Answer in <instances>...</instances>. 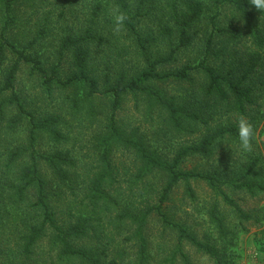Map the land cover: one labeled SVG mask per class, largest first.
Returning <instances> with one entry per match:
<instances>
[{
	"label": "trees",
	"instance_id": "trees-1",
	"mask_svg": "<svg viewBox=\"0 0 264 264\" xmlns=\"http://www.w3.org/2000/svg\"><path fill=\"white\" fill-rule=\"evenodd\" d=\"M73 1L46 3L52 8L44 13L42 25L33 38L19 48L5 34L16 23L12 17L13 5L17 2L33 4L37 0H0L4 16L0 30V66L9 55L12 57L0 86V96H3L0 100V122L5 118L6 109L15 107L17 113L8 126H4L5 129H13L24 119L30 125L28 145L6 152V166H14L17 159L29 152L30 163L22 167L18 175V182L24 180L25 183L17 191L21 194L30 185L36 187L31 211L40 212V222L28 229L16 249L3 248L0 251V264H148L144 228L152 212H157L164 225L176 232L177 246L171 256L178 253L184 264H190L182 251L186 242L211 259L213 264H234L231 248L236 235L247 232L248 223L257 224L264 218L261 216L264 211H245L223 190V187L231 188L251 196L264 192V183L257 173L263 157L255 135L251 151L244 153L239 149L237 135L241 118H246L253 125L256 134L264 117V15L250 5L249 0H88L91 2L86 5L89 19L77 28L73 22L79 9H74ZM113 8L127 16L124 27L119 31L110 15ZM67 9L70 15H74L70 24L68 19L65 20ZM51 17L57 26L60 25V37L57 62L47 67L46 61L33 49L47 34L48 25L52 24ZM123 40H129V43L125 45ZM190 48L193 51L197 48L193 61L182 59ZM130 53H134V57ZM180 54L179 67L163 70L164 66L177 63ZM65 62L71 71L63 77L60 66ZM21 64L29 65L30 74L41 80L47 94L55 89L72 90L73 95L78 96V99H73L74 108L99 98L110 102L108 126L99 135L96 147L98 166L92 179L82 184L83 197L75 206L79 211H74V205L64 194L69 190L74 197L73 202L76 201V186L81 185L70 177L69 167L73 166L70 153L56 151L37 155L35 152L38 132H46L56 143L64 141L65 136L56 129L60 122L58 117L36 120L15 93L14 81ZM170 79L186 86L185 97L179 105L167 100L152 85ZM5 94L9 96L4 97ZM129 95L156 101L167 111L172 125L181 131L187 123L201 125L204 131L197 142L182 146L174 159L168 162L144 136L136 131L127 133L117 125L116 112ZM89 111L93 112V109ZM234 142V152L240 150L239 153L244 154L235 160L233 154L226 152ZM118 146L134 156L136 183L156 171L166 176V184L156 205L141 207L142 202L137 206L133 203L130 204L133 207L128 209V205L120 207L118 197L111 195L110 190L118 181L113 176L115 168L110 156ZM188 156L211 161L219 158L221 161L216 162L217 168L213 171H187L180 165ZM39 158L48 164L54 175L52 184L41 177L37 166ZM192 179L205 182L220 198H215L207 211L216 231L214 237H198L184 223L170 220L163 211V204L180 181L185 183L188 195L195 197L190 187ZM220 201L236 217L235 225H230L225 213L219 209ZM81 205H89L93 213L107 212L115 207L117 221L135 225V230L123 236L122 245L112 244L114 241L108 239L96 249L84 247L79 242L89 233L99 234L94 227L100 224V219L96 218L93 223H97L92 226L90 217L83 216ZM47 231L50 232L51 251L55 250V253L38 256L35 246ZM133 242L135 257L125 263L127 246Z\"/></svg>",
	"mask_w": 264,
	"mask_h": 264
},
{
	"label": "rangeland",
	"instance_id": "rangeland-1",
	"mask_svg": "<svg viewBox=\"0 0 264 264\" xmlns=\"http://www.w3.org/2000/svg\"><path fill=\"white\" fill-rule=\"evenodd\" d=\"M46 3L53 4V0H48V2L47 0H41V2L37 0L33 4H30V2H17L13 5L12 17L16 20V23L10 29L8 28L5 34L19 48L30 41L42 25L44 13L52 8ZM73 3L75 4L74 9H79V13L74 18V15H70L67 9L65 20L68 19L70 24L71 17H73L75 27H82V22L89 19L86 5L91 2H88V0H74ZM2 13L0 6V30L4 21ZM51 19L52 24L48 25L47 34H44L38 40L33 49V52H37L46 61L47 67L55 65L57 62L56 52L60 37V25L57 26L54 22L55 19L52 17ZM123 43L127 45L129 40H123ZM196 51L197 48L194 51L191 48L188 49L187 52L189 53L182 56V59L193 61ZM134 55V53H130L131 57H134ZM11 61L12 57L9 55L5 63L0 66V86L4 78V71L11 65ZM180 65L181 54L177 63L173 66H164L163 70H169ZM70 71L67 62L60 66V73L63 77L67 76ZM152 85L174 104L179 105L183 102L186 86H181L180 82L170 79ZM14 90L23 106L27 111L34 114L36 120L49 116L59 118L60 122L56 129L61 131L65 136V140L56 143L51 140L46 132L41 131L37 133L34 147L37 155H48L56 151H68L70 153L73 162V166L69 167L70 177L81 185L75 187V194L78 197L76 201L73 202L74 197L70 195L69 190L64 191V194L75 207L78 204L77 201L83 197L84 185L82 184L88 183L92 179L98 166L99 152L96 147L99 135L108 126L110 102L99 98L93 102L81 103L74 108L72 102L73 99H78V96L75 97L72 90L55 89L47 94L41 85V80L37 76L31 75L29 65L25 64L20 65L14 81ZM8 96V94H5L4 97ZM71 96L73 97L72 100L69 99ZM2 98L3 96H0V100ZM91 108L93 112L89 111ZM16 113L15 107L7 108L5 118L0 122V251L3 248L16 249L22 241V236L29 232L28 229L40 222V218H38L40 212L33 213L31 211V204L36 198V187L30 185L21 194L17 191L18 187L23 186L25 183L24 180L18 182V177H20L18 175H20L22 167L30 163L29 152L24 153L22 157L17 159L14 166H11V164L6 166L8 160L6 152L13 150L15 147L27 146L29 143L30 125L27 119L22 120L13 129H5ZM115 120L117 125L127 133L136 131L137 134L144 136L162 159L168 162L174 159L182 146L197 142L204 131L203 126L194 123L185 124L181 131V128L178 129L172 125L167 111L161 108L156 101H148L143 96L137 95H129L124 99L121 108L116 112ZM255 141L263 157V164L260 165L257 173L259 174V180L264 183V117L255 134ZM233 144L236 143H232L231 148L226 152L233 154L235 160L238 156H243L245 151L239 153L240 150H238L235 151L238 155L235 154ZM110 161L115 168L114 179L118 181V184L114 185L110 193L118 197L121 203L120 207L125 208L128 205V209H130L133 207L130 204L133 203L134 206H137L142 202L141 207L158 203L162 189L166 184L164 173L153 172L143 177L141 182L136 183L137 164L134 156L119 146L113 149ZM220 161L219 158L211 161L201 159V157L188 156L180 165V168L194 172L213 171L217 168L216 162ZM37 163L41 177L52 184L54 175L48 164L40 158ZM190 187L193 190L194 198L188 195L185 183L178 182L170 192L169 199L163 204L164 213L170 220L176 223H184L200 238L203 235L216 236L215 228L209 221L207 211L214 199L220 200V198L214 195L205 182L192 179ZM223 190L245 211H264V192L251 196L231 188L223 187ZM80 209L83 216L90 217L91 223L96 218L100 219V224L94 227V230L97 229L99 234L89 233L86 239L79 242L84 247L96 249L97 245H102L108 239L114 241L112 244L122 245L123 236L130 235L135 230V225L130 226L125 222L117 221L115 207L107 212L97 213H93L89 205H81ZM120 209L119 211H122V208ZM219 209L225 213L230 225L237 223L236 217L221 201L219 202ZM74 211L79 210L75 207ZM263 215L261 214V216ZM246 227L249 230L245 233L239 232L234 239V246L231 248L234 254V264H264V218L257 224L248 223ZM144 235L149 254L148 264H184L178 253L174 257L171 256L177 246V235L175 231L164 225L157 212H152L148 216ZM49 237L50 232L47 231L46 235L36 244L35 248L38 256H43V253H49V255L55 253V250L51 251ZM103 237L107 238L100 240ZM134 242L129 243L127 246L128 254L124 260L125 263L135 257L136 246ZM182 251L186 254L190 264H213L211 259L186 242L182 245ZM14 253L17 255V250ZM2 256L4 257V255Z\"/></svg>",
	"mask_w": 264,
	"mask_h": 264
},
{
	"label": "clouds",
	"instance_id": "clouds-1",
	"mask_svg": "<svg viewBox=\"0 0 264 264\" xmlns=\"http://www.w3.org/2000/svg\"><path fill=\"white\" fill-rule=\"evenodd\" d=\"M250 5H252L256 10L264 15V0H249ZM110 15L114 21V27L117 31L121 30L127 20L126 14L120 12L118 9L113 8L110 11ZM239 147L242 151L248 152L252 149V140L254 138L255 132L253 125L248 122L246 118H241L238 121L237 129Z\"/></svg>",
	"mask_w": 264,
	"mask_h": 264
}]
</instances>
